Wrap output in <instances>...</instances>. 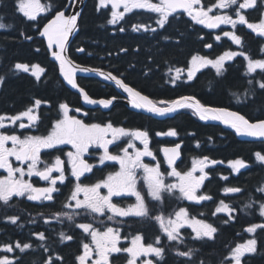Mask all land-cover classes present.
<instances>
[{
	"label": "snow or ice",
	"instance_id": "6c2138e0",
	"mask_svg": "<svg viewBox=\"0 0 264 264\" xmlns=\"http://www.w3.org/2000/svg\"><path fill=\"white\" fill-rule=\"evenodd\" d=\"M16 12L25 18L30 26L35 27L34 34L23 31L19 33L26 40H33L35 35L46 39L47 50L54 61L58 62V71L63 81L72 89H76L85 103L101 105L109 109L118 99L112 96L107 99H93L81 87L77 80V72L90 73L102 77L105 81L113 82L126 94L131 108L141 110L158 117H171L183 110L199 118L200 121H219L233 129L237 135L254 137L264 140V118L252 119L239 110L230 107L213 106L203 103L194 94H182L175 98L154 99L150 94L137 89L126 82L123 73L114 74L113 71H104L99 68L81 67L75 64L68 56L69 37L78 31V19L80 11H73L71 15H65L68 8L55 10L54 16L41 26L40 14L53 11L51 4H41L40 0H14ZM78 0H70L69 6L74 8ZM99 7L107 8L111 5L110 18L107 24L118 26L117 31L126 32L128 29L122 22L128 14L143 12L149 14L152 23L137 22L130 25L133 33H152L153 39L161 36L172 26V22H181V16L188 18L184 23L190 22L191 31L197 32L196 39L203 43L205 49H212L213 44L204 42L205 36L195 28L196 25L206 29H219L221 25H230L232 31H222V36L229 38L239 50H226L213 57L193 54L183 67L169 66L166 81L173 87L180 84L191 85L197 79V74L203 69L212 68L218 77L223 78L228 71V62L242 57L245 64L244 75L249 77V88L245 91V103L247 99L254 98L256 87L264 90V45L260 48L261 58H256L246 49V44L241 35L236 32L237 25H245L256 36L264 38V11L256 22H250L244 14V10L264 8V0H215L212 4H206L204 0H98ZM123 9L122 11L120 9ZM231 10V13L229 11ZM4 23H0V29H5ZM174 43L179 46L187 38L185 32L176 30ZM162 40L172 41L171 35H162ZM221 34L214 37L216 42L221 41ZM157 52H162L157 41ZM39 47L34 52L39 53ZM78 52H84L83 47L77 48ZM128 48L121 47L119 52L127 53ZM135 51L139 52L137 47ZM151 51V50H150ZM111 55V53H109ZM150 71V70H149ZM12 74L22 72L30 73L36 81H41L45 68L38 63L15 62L10 69ZM262 76L260 80L256 75ZM6 75H0V85L5 83ZM147 77L149 72H144ZM237 103L241 98L236 93ZM42 104H49L46 100L35 98L30 106L14 115H0V169L6 175L0 177V205L10 206L14 197L26 198L28 201L44 204L46 207L56 203V194L60 193V185L66 183L72 187L69 194L61 204V209L50 213L48 216L42 212L45 224H51L53 220L63 223L64 220L72 222L75 229L82 230V234L88 242L81 241V252L75 256V264H116V261L125 255L126 264H160L164 261L166 249L173 247L175 242V255L185 258L182 264H197L195 259L198 249L188 247L180 250L179 245H185V235L182 229L190 228L192 241H215L218 227L204 218L197 219L191 216L186 206H178L172 212L166 213L163 205L166 199H175L178 202H190L200 204L213 200V196L203 192L205 181L211 179L206 169L223 161H216L208 156L193 159L191 167L187 170H178L177 161L181 158V143L172 147H163L162 151L167 164V170L161 171V164L156 160V155L150 149V133L147 130L128 129L123 126H115L111 121L99 123H86L84 119L70 115V107L61 102L58 105V118L53 122L47 134H25L16 130H38L42 116L39 109ZM50 106V105H49ZM81 112L80 108L75 109ZM84 116L88 113L84 112ZM26 121V122H25ZM12 131H9V129ZM195 135V133H189ZM157 136L177 137L176 128H169L166 132H157ZM211 140L212 137H209ZM126 143L122 146L121 141ZM142 145L137 147L136 142ZM71 146V150L55 155L51 161L43 160L42 153L50 151H62L60 146ZM118 146L112 151V146ZM196 146L199 147V141ZM92 148L101 150L97 163H91L86 155ZM131 149V151H130ZM145 157H150L154 164L144 162ZM256 160L264 165V154L255 153ZM106 162H115L118 170L109 172L104 178L92 183H85L87 174L93 173L98 165ZM234 173L250 165L242 158H236L228 162ZM56 173V175H53ZM199 173V175H196ZM38 177L46 182L45 186H36L31 178ZM27 177V178H26ZM171 178V179H170ZM223 181L229 177L221 175ZM143 187H139L140 181ZM146 188V192L143 189ZM106 190L102 192L101 190ZM243 190L239 186H227L223 188L224 195L239 194ZM258 192L264 193V187H259ZM134 197L135 202L127 206H120L113 198ZM155 201L159 209L153 214L149 202ZM253 202L244 206L251 209ZM237 209L224 199L219 200L213 216L224 214L226 219L222 222L227 225L236 220ZM259 215L264 218V201L259 202ZM203 217L204 213H200ZM88 218L86 222H76L77 218ZM99 217H106L105 221H96ZM138 218L140 221L155 223L161 235L156 236L152 243H146L143 233L137 232L130 238V246H123L121 241L128 240V236H122V227L127 222L126 218ZM119 218V219H118ZM6 222L18 225L21 220L19 214L6 215ZM35 223V221H31ZM111 222V223H108ZM23 227V224H19ZM257 230L264 231V222L252 223L245 231L251 234V238L244 242L231 246L227 253L220 259L219 264H247L246 257L264 254V249L258 248ZM31 236L40 243L38 247L47 254L43 264H62L63 257L58 253L53 254L48 246V237L45 231H34ZM161 236L166 237L168 244H163ZM60 243H66L75 239L74 235L59 232ZM28 251H35L33 243L20 240L0 243V264H22V255ZM19 253V254H17ZM11 254V255H10ZM198 264H206L205 260H199Z\"/></svg>",
	"mask_w": 264,
	"mask_h": 264
},
{
	"label": "trees",
	"instance_id": "16d2710c",
	"mask_svg": "<svg viewBox=\"0 0 264 264\" xmlns=\"http://www.w3.org/2000/svg\"><path fill=\"white\" fill-rule=\"evenodd\" d=\"M42 1L44 4H51L53 11L39 17L41 26L54 16L55 10H63L70 3V0ZM97 1H87L79 22V32L70 47L69 55L76 63L104 71H113L114 74L123 73L127 83L143 90L146 94H150L154 99H167L175 98L182 94H194L209 105L230 108H234L236 105L240 111L252 119L257 117L264 118V90L256 87L254 98H249L246 103L244 102L246 99L244 93L248 87H246V79L242 73L243 62L240 59L234 64L228 65V71L223 78L218 77L213 71L208 69L200 73L191 85L180 84L179 87H173L166 82L169 79L166 75L169 66L173 68L183 67L190 60L191 55L196 53L215 57L226 47L230 48V44L227 41L222 45L214 44L210 52H205L203 43L196 39L197 32L191 31L190 22L187 25L184 23V21L188 20L184 17L181 18L180 23L173 21L172 26L166 32H162L161 36H156L155 39L152 38L153 35H137L128 32V30L124 34L116 31L112 35L111 28L107 24L108 14L106 12L98 13ZM205 1L214 2L213 0ZM70 12L71 8H69L67 14ZM141 16L142 14H133L130 20L133 22L142 18H146V21L149 20V15ZM255 16L259 18L258 13H255ZM127 22L123 24L128 29V26L125 25ZM0 23L10 26L0 29V75L7 74L5 83L0 85V115L18 114L25 110L27 106H30L35 98L46 100L49 104H42L40 108L39 112L42 120L38 130L17 129L16 131L18 133L24 132L25 134H47L53 122L58 118L59 103H67L71 108H83L81 97L77 92L70 89L60 77L58 65L56 62L51 61L45 40L35 35L34 39L30 41L19 35L21 31L34 34L36 29L30 26L25 18L16 12L14 0H0ZM195 28L202 35L206 33L200 28ZM177 29L185 32L187 37L179 46L174 43L177 38L175 35ZM162 35H171L172 41H163ZM241 35L246 41L247 48L250 49L251 47L254 51L253 54L257 55L256 52L258 51L260 40L255 39L249 33ZM211 39L210 36L206 35L204 42L212 43L210 42ZM157 41H159V47L162 52H157L156 50ZM37 47L41 49L39 53L34 52ZM80 47L85 49L83 54H79L77 51V48ZM121 47L128 48L129 51L127 53L119 52ZM137 47L140 48L139 52L135 51ZM15 62L38 63L45 68L41 81H36L35 77L31 76L30 73L18 72L12 74L10 69H12ZM146 71L149 72L147 77L144 75ZM78 83L93 99H107L112 96L123 99V96L113 86L105 84L98 79L78 78ZM232 93L240 96L241 103H244L243 106L233 102L235 99L232 98ZM86 111L88 112V117L85 119L86 123L111 121L115 125L129 129L147 130L151 139L149 147L159 157H161V147L173 144L174 140L168 137L159 138L156 133L166 132L172 127L176 128L179 138L184 143L183 159L179 164V168L182 171L189 168L190 160L195 156L208 154L215 159L223 160L242 156L252 163L254 152L264 154V142L239 140L233 132L224 129L220 125L201 123L197 116L188 110H183L174 118L165 120H157L152 116L134 112L124 103H116L108 112H104L101 109ZM189 133H195V135H190ZM209 137H212V139L210 140ZM197 141H199V147L196 146ZM136 145L139 148L143 147L139 142ZM61 149L62 151L44 153L42 159L51 161L55 155H61L62 158H65L62 153L71 150V146L67 147L66 150ZM91 152H94V150ZM88 161L97 163L98 157L90 155ZM144 162L153 164L150 157L144 159ZM118 167L117 164L112 163H105L103 166L98 165L94 169V173L87 177L84 182H95L104 178L109 172L118 170ZM4 175L1 174L0 177ZM31 180L36 186H45L46 183L39 178ZM231 180L232 183H227L225 186L236 185L242 188V193L236 199H239V201L243 199L241 204L242 211L249 214V216H254L255 210L259 209V202L264 201V193L257 194V189L264 187V166L254 165L248 171L242 173L240 177L232 178ZM138 186L143 187L142 180ZM221 186L222 183L216 178H213L207 184V188L212 195H215ZM71 187L72 185L68 183L60 185L61 191L56 194V203L47 207L44 204L17 197L13 198L8 207L0 205V243L16 240L22 242L31 241L33 243L35 251H28L23 254L22 264H43V260L46 258L47 254L43 253V250L38 247L40 242L31 236L34 231H45L48 237V246L52 249L53 254L58 253L63 257L62 264H75V256L80 254L82 250L81 241L88 242L90 238H86L82 234V230L75 229L72 222L64 220L63 223H58L53 220L51 224H45L44 217L40 216L42 212L45 216H48L50 213L59 211ZM146 200L149 202V207L153 214H155L159 209L158 203L150 201L148 197H146ZM254 200L258 202L256 207L253 206L251 209L244 208L246 204ZM116 203L120 206L128 205L125 201H116ZM178 206H183V204L174 198L166 199L163 210L166 212L167 210H172V208L176 209ZM209 207H212V203L205 205L204 208L208 209ZM13 214L21 216L18 225H12L4 220L6 215ZM249 216H241L235 223L224 226L213 242L194 243L190 239L188 230H185V245L187 247L184 245H179L178 247L180 250L185 251L188 247L198 249L199 251L195 255L197 264L201 259L205 260L206 264H219L220 259L226 254L229 246L240 239L237 233L242 232L243 227L250 224L251 218ZM86 219L90 220L91 218L88 217ZM86 219L78 217L76 222H86ZM126 219L127 222L121 225L123 236L131 237L137 232H141L146 242L152 243L156 236L160 235L158 226L155 223L140 221L138 218ZM31 221H35V223ZM99 221L106 222V217H99L96 221L97 226H99ZM255 222H264V218L255 220ZM19 224H23V227H20ZM60 231L74 235L75 239L63 244L60 243ZM256 234L258 248L264 249V231L259 230ZM161 239L163 244L169 243L166 237L161 236ZM173 245V247L166 249L164 261L160 262V264H182L185 258L175 255V242H173ZM125 256L126 254L122 255L116 261V264H126ZM246 260L247 264H264V254L248 256Z\"/></svg>",
	"mask_w": 264,
	"mask_h": 264
},
{
	"label": "flooded vegetation",
	"instance_id": "af4514ba",
	"mask_svg": "<svg viewBox=\"0 0 264 264\" xmlns=\"http://www.w3.org/2000/svg\"><path fill=\"white\" fill-rule=\"evenodd\" d=\"M106 9H108V10H110L111 8L108 6ZM129 16V15H128ZM128 23H130L129 22V20H128ZM131 24H133V23H131ZM227 26H230V25H226L225 27H227ZM117 26H115V28H116ZM128 32H130L131 33V31L130 30H128ZM243 32H244V35L245 34H247V33H249V34H251V35H253V37H254V34L252 33V32H250V31H248L246 28H243ZM113 35V34H112ZM260 42V41H259ZM239 59H241L240 57L237 59V60H239ZM242 73L244 74V72L242 71ZM226 74V73H225ZM244 77H245V75H243ZM245 79H246V77H245ZM246 87H248L249 88V86H248V84H247V79H246ZM258 87V86H257ZM232 98H234L235 99V101H233L235 104H240L241 106H243L244 105V103H237V100H236V97L235 96H232ZM201 101H203V100H201ZM204 102V101H203ZM82 103V102H81ZM205 103V102H204ZM207 104V103H206ZM248 104V103H247ZM240 106V107H241ZM233 110H239L238 109V107L235 105V107L234 108H232ZM81 110H82V108H81ZM240 111V110H239ZM242 112V111H241ZM243 114H245L244 112H242ZM255 153L256 152H254L253 153V158H252V163H254L256 166H258L256 163H258L259 165H261L257 160H256V157H255ZM263 154V153H262ZM204 156H208V157H210L211 159H214V160H216V161H223V163H219V164H217V165H215V166H210V167H208L207 169H206V171L210 174V176H211V179H209V180H207V181H205V184H204V186H203V189H202V191L203 192H206V193H208V194H210L211 193V191L207 188V184H208V182H211L212 180H213V178H216L217 180H219L221 183H222V186L219 188V190L216 192V194L215 195H212V194H210V195H212L213 196V200H211V201H204V202H201L200 204H195V203H188L187 205L188 206H186V207H188L189 208V210H190V213H191V216H193V217H195V218H197V219H200V218H204V219H206V220H208L209 222H211V223H213L214 224V226H217L218 227V229H219V231H218V234H217V237H218V235L220 234V231H221V229L224 227V226H229L230 224H233V223H235L236 222V220L237 219H239L241 216H249V214H246V213H244L243 211H242V209H241V204L243 203L242 202V200L243 199H240V201H239V199H236V198H238V196L241 194H228V195H224V193H223V188L224 187H226L225 185L227 184V183H232V178H238V177H240V175L242 174V173H244V172H246V171H248V170H245V169H241V171L239 172V173H234L233 171H232V169L229 167V164H228V162L229 161H231V160H234V159H236V158H242V159H244V157H242V156H236V157H233V158H228V159H226V160H223V159H215L214 157H212L211 155H204ZM204 156H195V157H193V158H191L192 160L193 159H197V158H202V157H204ZM162 160V159H161ZM246 162H248L246 159H244ZM248 163H251V162H248ZM165 169V165H162V170L161 171H166V170H164ZM196 175H199V173H196ZM221 175H224V176H228L229 177V180L228 181H223V180H221L219 177L221 176ZM236 186V185H235ZM220 199H224L225 200V202L226 203H230L233 207H235L236 209H237V213H235L234 215H236V220L234 221V222H230L229 224H227V225H225V224H223V220L224 219H226V216L224 215V214H217V216H213L212 215V213L214 212V210H215V207L216 206H218V204H219V200ZM253 202V206H257L258 205V203H257V201H252ZM212 203V207H209L208 209H205L204 207H205V205H208V204H211ZM237 205H238V208H237ZM201 209H203V210H201ZM200 213H204V216L203 217H201L200 216ZM250 218H251V221H250V224H252V223H254L255 222V220L257 221L258 219H259V209H256L255 210V214H254V216H249ZM258 218V219H257ZM255 223H257V222H255ZM249 224V225H250ZM249 225H247V226H245V227H243V229H242V232L240 231V232H238L237 233V236L240 238L238 241H236V243H241V242H244L246 239H248L249 238V236H250V234H248V233H246V231H245V229L249 226ZM259 230H257V232H258ZM189 234L191 235V229L189 230ZM256 236H257V234H256ZM192 242H194V243H206V242H213V241H192ZM235 243V244H236ZM235 244H233V245H231V246H234ZM231 246H229V248L231 247ZM228 248V249H229ZM228 251V250H227ZM227 253V252H226Z\"/></svg>",
	"mask_w": 264,
	"mask_h": 264
},
{
	"label": "water",
	"instance_id": "95a60500",
	"mask_svg": "<svg viewBox=\"0 0 264 264\" xmlns=\"http://www.w3.org/2000/svg\"><path fill=\"white\" fill-rule=\"evenodd\" d=\"M86 3H87V0H78V3L75 5V7L72 9V13L71 14H73V11H80V13H81V15H82V12H83V9H84V7H85V5H86ZM80 18H81V16H80ZM80 18L78 19V31H75L70 37H69V48H70V45H71V43L73 42V40L75 39V37L77 36V34H78V32H79V21H80ZM45 41H46V39H44ZM69 48H68V56H69V58H70V55H69ZM71 59V58H70ZM51 60L52 61H54V59L51 57ZM72 60V59H71ZM73 61V60H72ZM56 62V61H55ZM74 62V61H73ZM58 63V62H57ZM75 64H77L76 62H74ZM79 65V64H78ZM81 66V65H80ZM81 67H85V66H81ZM60 77L62 78V76L60 75ZM78 77H93V78H96V79H99V80H101V81H103V82H105L106 84H108V85H112V86H114L117 90H118V92H120L122 95H124V96H126V94L125 93H123L122 92V90L121 89H119L113 82H109V81H105L102 77H100V76H98V75H96L94 72H90V73H81V72H77V78ZM63 79V78H62ZM65 82V81H64ZM65 84L67 85V83L65 82ZM70 89H72L69 85H67ZM72 90H75L77 93H79V91L78 90H76V89H72ZM80 94V93H79ZM81 95V94H80ZM82 97V96H81ZM116 102H121V101H117V100H115L114 101V103H113V105L112 106H110V108L109 109H104L101 105H99V104H96V105H90V104H87V103H85L84 101H83V99H82V103H83V105L85 106V107H87V108H91V109H96V108H101L103 111H105V112H108V111H110L111 110V108L115 105V103ZM129 106H130V104H129ZM130 108H131V106H130ZM133 111H136V112H142V113H144V114H146V115H151V116H153L155 119H157V120H165V119H167V118H173L176 114H178V113H176V114H173V116H171V117H158V116H154V115H152V114H149V113H146V112H143V111H141V110H136V109H133V108H131ZM202 122H205V123H213V124H218V125H221L224 129H227V130H231V131H233V132H235L233 129H231V128H229L228 126H226V125H224V124H222L221 122H219V121H202ZM236 134V133H235ZM236 136H237V138L238 139H240V140H246V141H254V142H257V141H264V140H261V139H258V138H254V137H248V136H242V135H237L236 134ZM166 147H172V146H166ZM163 149V148H162ZM162 153H163V151H162ZM181 159H182V149H181V158L177 161V163H179L180 161H181Z\"/></svg>",
	"mask_w": 264,
	"mask_h": 264
},
{
	"label": "rangeland",
	"instance_id": "374dc122",
	"mask_svg": "<svg viewBox=\"0 0 264 264\" xmlns=\"http://www.w3.org/2000/svg\"><path fill=\"white\" fill-rule=\"evenodd\" d=\"M40 2H41V0H40ZM41 4H43V3L41 2ZM43 14H45V13H41L40 15H43ZM221 37H222V34H221ZM25 122H26V121H25ZM257 203H258V202H257ZM123 241H125V240H122L121 243H122ZM128 246H130V241H129V243H128Z\"/></svg>",
	"mask_w": 264,
	"mask_h": 264
}]
</instances>
